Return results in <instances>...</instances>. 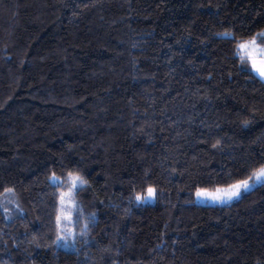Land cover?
<instances>
[{
  "label": "trees",
  "instance_id": "trees-1",
  "mask_svg": "<svg viewBox=\"0 0 264 264\" xmlns=\"http://www.w3.org/2000/svg\"><path fill=\"white\" fill-rule=\"evenodd\" d=\"M261 32L264 0H0V264H264V185L195 202L264 167Z\"/></svg>",
  "mask_w": 264,
  "mask_h": 264
},
{
  "label": "snow or ice",
  "instance_id": "snow-or-ice-1",
  "mask_svg": "<svg viewBox=\"0 0 264 264\" xmlns=\"http://www.w3.org/2000/svg\"><path fill=\"white\" fill-rule=\"evenodd\" d=\"M226 38H232L233 34L230 32H225L221 34ZM261 43L264 44V32L258 34ZM238 51L243 53L241 55L242 63H250L251 71L255 74H258L260 77H264V59H261L259 63L257 62L256 57H264V47L258 45L256 43V38H253L250 41L242 42L238 44ZM216 147V145H213ZM69 180L71 181V187L75 189L77 187V182L79 183L80 187L82 188L85 181L79 177H73L72 174L68 176ZM50 179L53 183H56L58 178L53 174ZM257 185H264V167H260L257 171L251 173V175L244 180L239 182L230 184L227 188H219L215 189V192H208V191H198L196 193L198 198L207 199L213 203H220V204H227L230 203L234 198L239 199L241 195V191L244 193H248L252 191ZM155 190L151 187L147 189V196L141 197L137 195L135 199L137 201L147 202L149 199L154 198ZM61 203L64 202V196L61 195L60 197ZM70 219V217H68ZM58 220L60 217L57 218ZM59 239H63V237H58Z\"/></svg>",
  "mask_w": 264,
  "mask_h": 264
},
{
  "label": "rangeland",
  "instance_id": "rangeland-1",
  "mask_svg": "<svg viewBox=\"0 0 264 264\" xmlns=\"http://www.w3.org/2000/svg\"><path fill=\"white\" fill-rule=\"evenodd\" d=\"M256 43L258 45H261V47H264V44L260 43L259 38L256 39ZM241 54H243V53H241ZM256 59H257V62L259 63V61L261 59H264V57L257 56ZM262 78L264 79V77H262ZM257 186H259V185H257ZM223 188H227V187H223ZM201 190L208 191V192H215V190H207V189H200L199 191H201ZM244 194H246V193L241 191L240 198ZM140 196L145 197V196H147V193L140 195ZM234 200H237V199L234 198L232 201H234ZM73 202L74 201L72 200V197L70 196V194L64 195V202L61 205V210H60V214H59L60 219H59V226H58L59 227L58 237H63V239H59V240L57 239V241H56V245L59 248H64V249H68V250H71L74 248V231L72 228H70V223L72 222L71 206H72ZM139 202L141 204L154 203L155 202V192H154V198L149 199L147 202H142V201H139ZM195 202L198 204L221 205L220 203H213V202H211L207 199H204V198H198L197 195L195 198ZM68 217H70V219Z\"/></svg>",
  "mask_w": 264,
  "mask_h": 264
}]
</instances>
